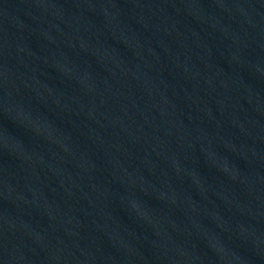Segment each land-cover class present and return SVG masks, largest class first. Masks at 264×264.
<instances>
[{"label":"water","instance_id":"1","mask_svg":"<svg viewBox=\"0 0 264 264\" xmlns=\"http://www.w3.org/2000/svg\"><path fill=\"white\" fill-rule=\"evenodd\" d=\"M0 264H264V0H0Z\"/></svg>","mask_w":264,"mask_h":264}]
</instances>
